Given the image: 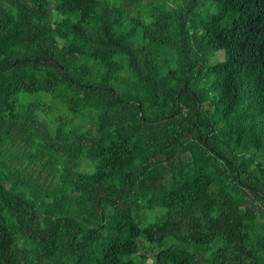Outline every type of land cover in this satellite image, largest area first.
Returning <instances> with one entry per match:
<instances>
[{
  "label": "trees",
  "instance_id": "16d2710c",
  "mask_svg": "<svg viewBox=\"0 0 264 264\" xmlns=\"http://www.w3.org/2000/svg\"><path fill=\"white\" fill-rule=\"evenodd\" d=\"M0 264H264V0H0Z\"/></svg>",
  "mask_w": 264,
  "mask_h": 264
}]
</instances>
